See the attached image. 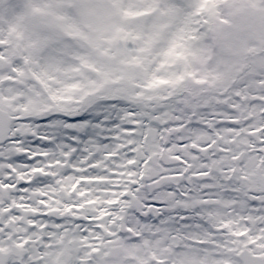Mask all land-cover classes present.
<instances>
[{"label": "snow or ice", "instance_id": "6c2138e0", "mask_svg": "<svg viewBox=\"0 0 264 264\" xmlns=\"http://www.w3.org/2000/svg\"><path fill=\"white\" fill-rule=\"evenodd\" d=\"M0 264H264V0H0Z\"/></svg>", "mask_w": 264, "mask_h": 264}]
</instances>
